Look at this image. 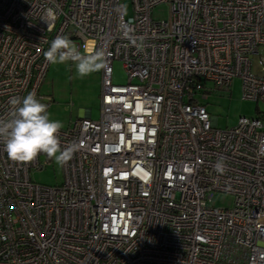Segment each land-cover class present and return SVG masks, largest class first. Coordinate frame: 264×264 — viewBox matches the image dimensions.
I'll use <instances>...</instances> for the list:
<instances>
[{
    "label": "built area",
    "instance_id": "obj_1",
    "mask_svg": "<svg viewBox=\"0 0 264 264\" xmlns=\"http://www.w3.org/2000/svg\"><path fill=\"white\" fill-rule=\"evenodd\" d=\"M124 1L0 0V118L12 97L50 101L56 36L107 56L99 117L60 130L79 149L59 184L30 179L44 154L12 161L0 140V264H264V112L217 128L199 100L240 77L242 98L264 101V0H130L128 18ZM161 3L167 19L151 16Z\"/></svg>",
    "mask_w": 264,
    "mask_h": 264
},
{
    "label": "rangeland",
    "instance_id": "obj_2",
    "mask_svg": "<svg viewBox=\"0 0 264 264\" xmlns=\"http://www.w3.org/2000/svg\"><path fill=\"white\" fill-rule=\"evenodd\" d=\"M125 17L133 15L130 0H125ZM168 5L165 3L153 7L151 16L155 19H167ZM264 55V47L260 48ZM112 80L117 84L126 83L127 77L119 60L111 62ZM100 86L101 74L99 71L86 76H79L72 61L62 64H48L44 78L39 87V94L48 96L47 103L50 118L59 120L66 128L81 111L89 110L90 118L97 119L100 114ZM211 117H216V127L226 128L236 124L240 116H258L264 112V101L242 98L241 78L234 77L229 91H211L206 98H199ZM30 179L36 183L55 185L62 181V169L54 160H49L46 167L40 170H31ZM234 198L226 192H212L210 204L216 207H231Z\"/></svg>",
    "mask_w": 264,
    "mask_h": 264
},
{
    "label": "clouds",
    "instance_id": "obj_3",
    "mask_svg": "<svg viewBox=\"0 0 264 264\" xmlns=\"http://www.w3.org/2000/svg\"><path fill=\"white\" fill-rule=\"evenodd\" d=\"M119 11L126 13V6L120 5ZM125 35L130 28L125 26ZM50 64H62L72 61L79 76L100 71L107 65L104 49L81 52L79 47L66 35H58L51 41L50 47L44 52ZM11 110L7 118H0V140L10 160L31 162L40 154L54 160L59 166L66 165L78 151L79 145L73 143L63 147L60 130L64 124L50 118L48 105L37 98L35 91L26 96L12 97L9 101ZM217 172L223 173L226 164L221 158L214 166Z\"/></svg>",
    "mask_w": 264,
    "mask_h": 264
},
{
    "label": "crops",
    "instance_id": "obj_4",
    "mask_svg": "<svg viewBox=\"0 0 264 264\" xmlns=\"http://www.w3.org/2000/svg\"><path fill=\"white\" fill-rule=\"evenodd\" d=\"M100 72V74H101V70L99 71ZM50 101H51V99H50ZM47 104V103H46ZM89 113V116H90V111L89 110H84V111H81L79 114H78V116L75 118V119H73V121L74 120H76V119H78V118H81V117H87L88 114Z\"/></svg>",
    "mask_w": 264,
    "mask_h": 264
},
{
    "label": "water",
    "instance_id": "obj_5",
    "mask_svg": "<svg viewBox=\"0 0 264 264\" xmlns=\"http://www.w3.org/2000/svg\"><path fill=\"white\" fill-rule=\"evenodd\" d=\"M87 115L89 116V113Z\"/></svg>",
    "mask_w": 264,
    "mask_h": 264
},
{
    "label": "trees",
    "instance_id": "obj_6",
    "mask_svg": "<svg viewBox=\"0 0 264 264\" xmlns=\"http://www.w3.org/2000/svg\"><path fill=\"white\" fill-rule=\"evenodd\" d=\"M259 113V112H258Z\"/></svg>",
    "mask_w": 264,
    "mask_h": 264
}]
</instances>
